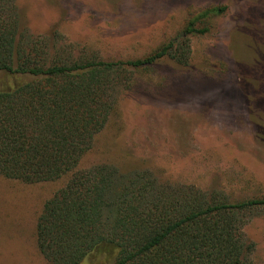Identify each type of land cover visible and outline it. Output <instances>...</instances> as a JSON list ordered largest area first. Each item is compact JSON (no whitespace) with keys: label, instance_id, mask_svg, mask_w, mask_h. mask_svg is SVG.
<instances>
[{"label":"rangeland","instance_id":"374dc122","mask_svg":"<svg viewBox=\"0 0 264 264\" xmlns=\"http://www.w3.org/2000/svg\"><path fill=\"white\" fill-rule=\"evenodd\" d=\"M24 28L56 34L75 55L140 58L212 6L226 11L191 38L187 66L164 60L135 72L79 169L99 162L123 172L220 190L231 201L264 196V0H17ZM7 78L0 74V82ZM10 81V78H9ZM69 179L25 183L0 175V264H51L37 244L45 202ZM244 226L248 264H264V206ZM81 264H104L87 259Z\"/></svg>","mask_w":264,"mask_h":264},{"label":"trees","instance_id":"16d2710c","mask_svg":"<svg viewBox=\"0 0 264 264\" xmlns=\"http://www.w3.org/2000/svg\"><path fill=\"white\" fill-rule=\"evenodd\" d=\"M225 6L191 18L174 38L140 58L75 55L54 34L34 36L17 0H0V175L25 183L68 181L38 217V248L51 264H248L244 232L264 196L231 201L220 190L160 178L149 169L123 172L99 162L79 169L110 121L135 72L164 60L187 66L191 38Z\"/></svg>","mask_w":264,"mask_h":264}]
</instances>
